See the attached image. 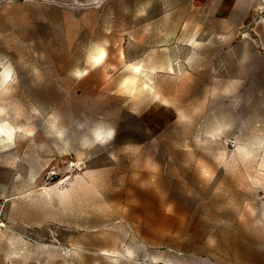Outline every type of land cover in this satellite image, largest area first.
I'll return each instance as SVG.
<instances>
[{"label": "rangeland", "instance_id": "obj_1", "mask_svg": "<svg viewBox=\"0 0 264 264\" xmlns=\"http://www.w3.org/2000/svg\"><path fill=\"white\" fill-rule=\"evenodd\" d=\"M0 264H264V0H0Z\"/></svg>", "mask_w": 264, "mask_h": 264}, {"label": "snow or ice", "instance_id": "obj_2", "mask_svg": "<svg viewBox=\"0 0 264 264\" xmlns=\"http://www.w3.org/2000/svg\"><path fill=\"white\" fill-rule=\"evenodd\" d=\"M102 58H103V52L101 51L100 55L94 58V63L97 64V65H99L101 63V61H102ZM76 75L79 76L81 74L80 73H77ZM108 135L110 136L111 133H109Z\"/></svg>", "mask_w": 264, "mask_h": 264}]
</instances>
